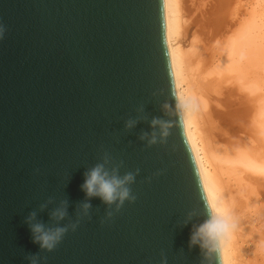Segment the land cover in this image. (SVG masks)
I'll return each mask as SVG.
<instances>
[{"label": "water", "instance_id": "1", "mask_svg": "<svg viewBox=\"0 0 264 264\" xmlns=\"http://www.w3.org/2000/svg\"><path fill=\"white\" fill-rule=\"evenodd\" d=\"M0 23V264H29L30 256L40 264H201L189 239L208 198L165 0H0ZM153 118L168 135L148 145L140 137ZM128 119L137 120L132 129ZM105 153L109 170H139L136 199L118 211L82 188ZM77 220L51 252L34 240L33 224Z\"/></svg>", "mask_w": 264, "mask_h": 264}, {"label": "bare ground", "instance_id": "2", "mask_svg": "<svg viewBox=\"0 0 264 264\" xmlns=\"http://www.w3.org/2000/svg\"><path fill=\"white\" fill-rule=\"evenodd\" d=\"M233 1L165 0L169 46L207 198L233 221L227 256L264 264V12L231 21Z\"/></svg>", "mask_w": 264, "mask_h": 264}, {"label": "clouds", "instance_id": "3", "mask_svg": "<svg viewBox=\"0 0 264 264\" xmlns=\"http://www.w3.org/2000/svg\"><path fill=\"white\" fill-rule=\"evenodd\" d=\"M6 29L0 23V39L3 38ZM137 120L128 119L125 123L127 129L135 127ZM153 131L151 133H143L141 140L147 142L148 145H153L161 142L167 135L166 126L158 118H153L151 121ZM159 126V132L156 131ZM110 156L105 153L102 163H98L87 173V178L82 188L88 196H100L110 207L115 205V210L118 211L126 201H134L136 199L132 192L131 185L135 183L136 172H126L123 176L119 174V165L112 167L110 170L106 167L110 163ZM82 215L87 216L88 210L91 207L89 203L82 204ZM205 216L204 218L193 225L190 234L189 248L199 245L203 259L201 264H211V255L215 254L216 264H231L226 249L227 238L233 228V221L228 211L216 200L206 199L204 202ZM66 202L61 207L57 208L53 216L60 220L66 216ZM35 212L28 218L29 221L35 219ZM108 217L113 215L112 211L107 213ZM192 213H189L191 219ZM79 220L65 226L46 229L44 225L36 223L32 225L34 240L38 242L42 249L53 251L62 241L64 235L69 229L75 230ZM187 223V221H185ZM29 264H40V258L36 256L28 257ZM160 264H168L167 257H162Z\"/></svg>", "mask_w": 264, "mask_h": 264}, {"label": "rangeland", "instance_id": "4", "mask_svg": "<svg viewBox=\"0 0 264 264\" xmlns=\"http://www.w3.org/2000/svg\"><path fill=\"white\" fill-rule=\"evenodd\" d=\"M235 1H236V0L233 1V4L235 3ZM237 1H240V0H237ZM237 1H236V3H237ZM242 1H243V0H242ZM242 1H240V2H242ZM251 2H252V3H251ZM263 2H264V1H261V0H244V3H245V4H243V7H241V9H240V6H241L242 3L240 4V6L238 5L239 8H238V7L236 8L237 5L234 4L235 9H237V10H236V11H232V13H231V17L234 15V12H236V13H235L236 16H235V17L233 16L235 19H233V17H232V18L230 17L231 21L234 20V21H236V22H240L241 19L243 20L244 17H245V19H244L243 21H245V20H247V19L250 18V17H249V14H250L251 17H252V16H253V13H254V12L256 13V11H257V13H260V12L262 11L261 13L263 14V12H264V3H263ZM238 3H239V2H238ZM233 4H232V5H233ZM261 4H262V5H261ZM254 5H255V6H254ZM254 7H255V8H254ZM242 8H244L245 10L242 9ZM232 9L235 10L233 7H232ZM232 9H231V10H232ZM239 9H240V10H239ZM231 10H230V11H231ZM241 10H242V11H241ZM253 10H254V11H253ZM240 11H241V12H240ZM246 11H247V12H246ZM252 11H253V12H252ZM242 12H243L244 14H243ZM251 12H252V13H251ZM240 13L243 14V15H241ZM245 13H247L248 15L245 14ZM255 13H254V14H255ZM261 13H260V14H261ZM237 14H238V15H237ZM240 16H241V17H240ZM236 17H237V18H236ZM246 17H247V18H246ZM238 19H239L240 21H239ZM228 24H229V23H228ZM229 25H230V24H229ZM263 43H264V41H263ZM263 48H264V47H263ZM259 61H260V60H259ZM260 62H261V61H260ZM260 62L257 61V63H255V64H260Z\"/></svg>", "mask_w": 264, "mask_h": 264}]
</instances>
